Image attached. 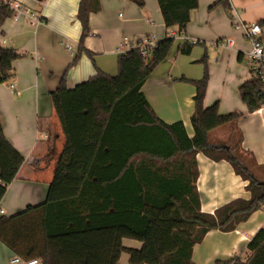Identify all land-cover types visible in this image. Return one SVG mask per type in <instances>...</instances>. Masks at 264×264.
Returning a JSON list of instances; mask_svg holds the SVG:
<instances>
[{
	"label": "trees",
	"instance_id": "obj_1",
	"mask_svg": "<svg viewBox=\"0 0 264 264\" xmlns=\"http://www.w3.org/2000/svg\"><path fill=\"white\" fill-rule=\"evenodd\" d=\"M140 6L145 0H133ZM167 28L184 35L199 0H158ZM232 16L229 0H217ZM100 0H81L79 51L91 33L90 16ZM13 14L0 5V24ZM264 24V20L259 22ZM176 41L168 36L146 57L139 48L121 54L118 74L98 70L90 79L69 88L63 81L51 93L66 137L45 202L12 216H0V239L24 259L43 264H117L123 252L132 264H197L195 245L213 229L230 232L264 207V166L256 165L243 146L239 112L223 114L220 102L205 106L210 73L193 82L195 108L191 136L183 121L167 123L158 116L142 88L169 56ZM186 40L178 51L189 55L196 45ZM25 56L0 43V83L11 79L14 62ZM242 53L239 59L242 60ZM250 112L264 105V81L259 75L239 87ZM228 127L225 140L211 142L212 131ZM227 160L248 181L250 199L237 198L214 213L201 209L197 187V154ZM24 155L7 139L0 120V202L16 178ZM252 164L254 167H252ZM129 238L141 248L124 246ZM248 254L217 264H264V227L248 243Z\"/></svg>",
	"mask_w": 264,
	"mask_h": 264
},
{
	"label": "crops",
	"instance_id": "obj_2",
	"mask_svg": "<svg viewBox=\"0 0 264 264\" xmlns=\"http://www.w3.org/2000/svg\"><path fill=\"white\" fill-rule=\"evenodd\" d=\"M22 1L43 20L33 26L28 16L20 14L0 24L1 45L25 55L14 62L11 79L0 83V120L4 133L25 157L19 173L0 202L5 216L15 215L47 199L66 141L51 93L63 81L73 88L95 76L98 70L117 75L121 55L118 48L125 38L139 40L155 35L160 41L171 32L176 33L169 56L157 66L142 90L160 118L167 123L183 121L191 136L194 133L191 117L196 87L187 85L182 78H201L205 70L201 59L206 55L210 78L205 106L219 101L221 113L236 111L242 114L238 122L243 135L242 146L256 165L264 166V105L250 112L239 92V87L252 77V62L247 55L250 44L247 51L244 42L237 44L236 41H244L240 38H234V47L207 45V41H217L226 35H241L247 41L242 31L233 29L230 22L239 19L262 23L264 0H229L231 13L232 10L238 11L237 18L233 13L230 16L223 5L216 4L217 0H199V7L192 11L184 35H178L177 27H166L158 0H145L144 6L133 0H100L101 9L91 14V33L84 42V47L93 53V57L84 51L76 63L73 61L79 51L83 30L78 18L81 0ZM261 25L260 36L264 42V24ZM193 39L202 43L196 45L189 55L179 53V46ZM67 45H71V49ZM241 53L242 60L239 59ZM179 61L184 64L177 69ZM192 62L201 63L203 67L197 65L192 71L186 65ZM228 135L229 128L221 127L211 132L210 140L218 142ZM197 161L200 172L197 187L203 212L214 213L237 198L250 199L248 181L235 172L230 162L214 161L203 153L197 154ZM262 227L264 207L233 231H209L204 240L195 245L193 260L197 264H217L218 260H228L236 255L246 257L249 241ZM123 244L128 248H141L143 245L129 238H124ZM14 254L10 246L0 239V264H9ZM117 264H132L130 254L123 252Z\"/></svg>",
	"mask_w": 264,
	"mask_h": 264
},
{
	"label": "built area",
	"instance_id": "obj_3",
	"mask_svg": "<svg viewBox=\"0 0 264 264\" xmlns=\"http://www.w3.org/2000/svg\"><path fill=\"white\" fill-rule=\"evenodd\" d=\"M0 5H6L13 11L12 16L17 18L20 14L26 15L30 18V23L37 26L42 22V17L26 6L22 0H0ZM233 16L238 17V11L232 10ZM235 28L240 29L250 44V49L247 51L248 58L252 62L254 74L259 75L264 81V42L261 38L262 25L258 22H245L243 20H235ZM170 36H175L176 33L171 32ZM192 43H198V39L190 40ZM157 39L155 35L145 36L139 40L125 38L123 43L118 48L119 53L124 54L127 51L139 48L142 53L149 57L151 49L156 46ZM215 46L234 47L235 40L232 38H221L213 42ZM71 49V45H67ZM14 87V85H12ZM5 214V210L0 207V216ZM9 264H43L40 258L24 259L21 256L14 254L9 261Z\"/></svg>",
	"mask_w": 264,
	"mask_h": 264
},
{
	"label": "rangeland",
	"instance_id": "obj_4",
	"mask_svg": "<svg viewBox=\"0 0 264 264\" xmlns=\"http://www.w3.org/2000/svg\"><path fill=\"white\" fill-rule=\"evenodd\" d=\"M230 26L233 28V29H235V20H232L231 22H230ZM241 31H238V33L239 34H241L240 33ZM227 37L226 38H232V39H234V38H236V40H238V38H240V39H243L244 41H236L237 42V44H239L240 42H244L245 43V45H246V51L248 50V45H249V43H248V41H246L244 38H243V36H241V35H239V37H237V36H233V35H226ZM213 42H215V41H207V45H209V44H211V43H213ZM72 46H74V44H72V43H70ZM210 47V46H209ZM76 49V48H75ZM182 64H184V63H182L181 61H179L178 63H177V69H180L181 67H182ZM186 65H188V67H191V70L192 71H194L195 70V66H197V65H201V63H197V62H192V63H190V65L189 64H187L186 63ZM204 65V64H203ZM202 66V65H201ZM203 67V66H202ZM203 69V68H202ZM208 69H209V73H210V67H209V61H208ZM202 74H204V71H203V73ZM202 74H201V77H202ZM189 79H198V78H189ZM186 83H188L187 85H192V86H195L194 85V83L193 82H187L186 81ZM155 90L157 91V89L155 88ZM221 131V129H219L218 130V133ZM252 167H254V165L252 164ZM129 241H132V240H129ZM136 241V240H135Z\"/></svg>",
	"mask_w": 264,
	"mask_h": 264
}]
</instances>
